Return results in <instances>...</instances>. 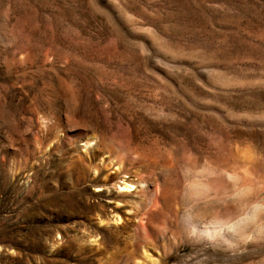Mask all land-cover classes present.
<instances>
[{
	"label": "rangeland",
	"instance_id": "obj_1",
	"mask_svg": "<svg viewBox=\"0 0 264 264\" xmlns=\"http://www.w3.org/2000/svg\"><path fill=\"white\" fill-rule=\"evenodd\" d=\"M131 146L136 163L106 178L105 152ZM205 164L264 200V0H0V264H264V235L180 233L189 209L199 228L237 214L223 178L183 206Z\"/></svg>",
	"mask_w": 264,
	"mask_h": 264
},
{
	"label": "clouds",
	"instance_id": "obj_2",
	"mask_svg": "<svg viewBox=\"0 0 264 264\" xmlns=\"http://www.w3.org/2000/svg\"><path fill=\"white\" fill-rule=\"evenodd\" d=\"M218 178L225 179L233 187L230 201L237 209V214L227 218H217L215 226L221 232L237 237L251 238L252 235H264V200L246 203L253 189L244 181L241 173L236 171L218 170L215 165L205 164L190 170L183 185V195L189 200L205 199L212 191V183ZM191 218V210H187Z\"/></svg>",
	"mask_w": 264,
	"mask_h": 264
},
{
	"label": "bare ground",
	"instance_id": "obj_3",
	"mask_svg": "<svg viewBox=\"0 0 264 264\" xmlns=\"http://www.w3.org/2000/svg\"><path fill=\"white\" fill-rule=\"evenodd\" d=\"M111 111V110H110ZM107 114V113H106ZM108 116V115H107ZM115 116V115H114ZM123 118V117H122ZM164 118V117H163ZM107 119V118H106ZM105 119V120H106ZM101 122V121H100ZM109 122V121H108ZM129 124V123H128ZM111 126V125H110ZM114 126V125H113ZM109 127V126H108ZM112 127V126H111ZM118 129V128H117ZM103 132H104V130H103ZM119 135H121L122 136V134L120 133ZM101 136V135H100ZM103 136V135H102ZM114 137V136H113ZM102 138V137H101ZM111 138V137H110ZM141 138V137H140ZM124 139H127V138H124ZM137 139V138H136ZM145 139V138H144ZM102 141V140H101ZM114 141V140H113ZM127 141V140H126ZM128 141L129 142H131V144L133 143V139H131V137H129L128 138ZM145 142V141H144ZM124 143V142H123ZM113 144V143H112ZM100 145V144H99ZM128 145V144H127ZM111 146V145H110ZM130 146V145H129ZM133 146H134V144H133ZM135 148V147H134ZM136 149V148H135ZM137 150V149H136ZM117 151V150H116ZM128 151V150H127ZM87 152V151H86ZM91 153V152H90ZM101 153V152H100ZM105 153H108L109 154V157H110V161L114 164V165H116L117 167H116V170H114L113 172H111V173H108V174H106L105 175V177L106 178H110V177H113V176H115L116 175V173H117V171H124L125 170V167L127 166L128 167V165H130L131 163H133V162H135L136 163V161L138 160L137 158H138V156H137V158H136V156L134 155V149H133V147L131 146L130 148H129V151H128V153H126L125 154V156H123V157H119L118 155H117V153L115 152V151H112V152H105ZM120 153V152H119ZM92 154V153H91ZM86 155V154H85ZM251 158V157H250ZM80 159H82V158H80ZM143 159V158H142ZM141 159V160H142ZM108 160V159H107ZM82 162V161H81ZM209 162V161H208ZM102 163V162H101ZM139 163V162H138ZM137 163V164H138ZM216 163V162H215ZM144 164V163H143ZM134 165V164H133ZM136 165V164H135ZM134 165V166H135ZM107 167V166H106ZM194 167V166H193ZM217 168V167H216ZM75 169V168H74ZM105 169V168H104ZM252 169H253V171H254V167L252 168V160H251V162L250 163H248L247 165H246V167L244 168V170H243V174H244V176L245 177H251L250 175H251V172H252ZM79 171H80V169H79ZM128 171V170H127ZM103 172V169H95L94 171H93V173H95L96 175H97V178H93L92 180L93 181H97L98 180V176L101 174ZM105 172V171H104ZM126 172V171H125ZM129 172V171H128ZM123 173V172H122ZM75 174V173H74ZM125 174V173H124ZM253 175V174H252ZM248 177V178H249ZM115 178V177H114ZM113 179V178H112ZM112 179H110V180H112ZM250 179V178H249ZM249 179H246V180H249ZM82 180V179H81ZM81 180H79V181H81ZM245 180V181H246ZM92 181V182H93ZM250 181V180H249ZM133 180H130V181H128V182H125L124 183V186L123 187H121V190L120 191H127L128 189H130L131 188V185L133 184ZM154 183V182H153ZM155 184V183H154ZM105 185V181H103L102 182V184H101V186H100V190L99 191H101V194L100 195H103L104 197H109L110 195H106L105 193H106V191H105V188L103 187ZM216 185V184H215ZM249 185V184H248ZM217 189H219L217 186H215L214 188H213V191H212V194L213 195H216L217 193ZM82 192V191H81ZM128 192V191H127ZM156 192V191H155ZM160 192V191H159ZM211 193V192H210ZM218 195V194H217ZM78 196V195H77ZM144 196H145V199H144V206L143 207H141V210L142 211H140V218H139V220H138V225H140V226H144V227H149V215H151L150 214V212H151V207L152 206H154L153 205V202H156V200H157V194H155L154 195V193H153V195L146 189V191H145V193H144ZM80 197V196H79ZM216 197V196H215ZM97 198V197H96ZM67 199V198H66ZM109 199V198H108ZM214 199V198H213ZM195 200H189V199H186L185 197H183L182 198V204H183V206H185V207H188L187 205H189L191 202H194ZM68 203L69 202H71V201H67ZM116 202H117V200H116ZM55 203V202H54ZM72 203V202H71ZM99 204V203H98ZM192 204V203H191ZM190 204V205H191ZM158 205V204H157ZM189 205V206H190ZM156 207V206H155ZM90 208H96V209H98L99 211H100V213H102L101 212V207L99 208L97 205H95V206H92V207H90ZM154 208V207H153ZM157 208V207H156ZM61 209V208H60ZM93 210V209H92ZM153 211V210H152ZM105 212V211H104ZM99 213V214H100ZM137 213V212H136ZM151 218V217H150ZM128 220V219H127ZM216 220V219H215ZM215 220L213 221V222H211L212 223V226L210 227V228H199L198 226L199 225H197L196 224V222H195V220L193 219V218H188V216L187 217H185L184 219H180L176 224H177V226L179 227V230H180V233H186L188 236H191L192 238H194V240L192 239V238H188L189 240L191 239V240H193L195 243H196V241H198V240H205V242L208 244V245H211V246H221V244L222 245H224V246H227L228 248H233L232 247V245H237V242L239 241V240H243L244 241V243L245 242H249V241H251V239L252 238H247V237H239L238 239L236 238V240L235 241H229V237H228V240L227 239H225V237L221 234V232H220V230L215 226ZM125 221V220H124ZM131 221V220H130ZM105 223V222H104ZM103 223V224H104ZM107 223V222H106ZM105 223V224H106ZM110 223V222H109ZM151 223V222H150ZM201 224V223H200ZM108 226V225H107ZM158 226V225H157ZM165 226V225H164ZM151 228V227H150ZM125 229V228H124ZM119 230V229H118ZM166 230H169V228L168 229H165V231ZM178 230V229H177ZM146 231V230H145ZM154 231H156V230H154ZM158 232V231H157ZM146 233V232H145ZM147 235H149L148 233H147ZM163 236V235H162ZM186 236V235H185ZM234 236V235H233ZM105 237V236H104ZM149 237V236H148ZM235 237V236H234ZM143 238V237H142ZM101 239H102V237H101ZM105 239H107V238H105ZM144 239V238H143ZM147 239V238H146ZM151 239V238H150ZM161 239V238H160ZM232 239V238H231ZM104 240V239H103ZM190 240V241H191ZM105 241V240H104ZM242 241V242H243ZM96 242V241H95ZM149 242V241H148ZM194 243V244H195ZM200 243V242H199ZM203 243H204V241H203ZM234 243V244H233ZM238 243H240V242H238ZM95 244V243H94ZM102 244V243H101ZM193 244V243H192ZM234 245V246H235ZM239 245V244H238ZM95 246V245H94ZM54 247H56V246H54ZM65 248V247H64ZM93 250V249H92ZM96 250V249H95ZM94 250V251H95ZM100 250V249H99ZM98 250V251H99ZM100 252V251H99ZM85 253V252H84ZM95 254L97 255V253H95V252H90V255H89V259H90V261L92 262V263H94V256H95ZM99 254V253H98ZM4 255L2 254V253H0V258H2ZM5 257H7V258H9V259H14V260H16L18 263L17 264H25V262L27 263V262H29V261H31V259L33 258V257H35L34 255H32L31 253H27V252H23V251H18V252H15L14 254L12 253V254H10V255H6ZM4 257V258H5ZM6 258V259H7ZM34 259V258H33ZM72 261H74V259L72 260ZM70 263V262H69ZM51 264H68V261H66V260H62V261H58L57 260V262H54V263H51ZM75 264V263H74Z\"/></svg>",
	"mask_w": 264,
	"mask_h": 264
}]
</instances>
